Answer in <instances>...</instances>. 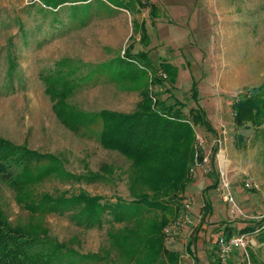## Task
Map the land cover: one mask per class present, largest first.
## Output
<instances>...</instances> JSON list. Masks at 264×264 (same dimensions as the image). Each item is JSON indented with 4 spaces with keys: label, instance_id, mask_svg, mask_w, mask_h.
I'll list each match as a JSON object with an SVG mask.
<instances>
[{
    "label": "rangeland",
    "instance_id": "obj_1",
    "mask_svg": "<svg viewBox=\"0 0 264 264\" xmlns=\"http://www.w3.org/2000/svg\"><path fill=\"white\" fill-rule=\"evenodd\" d=\"M146 1L158 8L156 16H149L148 5L136 4L139 10L132 14L97 6L79 25L69 19L68 10L61 9L63 23L56 27L52 15L40 10L42 0H0V210L13 226L30 224L41 230L43 245L27 264H128L108 238V230L121 226L111 224L109 214H104L101 227L85 228L71 210L48 211V206L70 201L84 205L83 200L73 199L84 193L101 201L130 199L129 161L102 147L97 112L132 111L139 90L148 83L155 108L176 106L187 114L200 107L215 131L194 126L195 134L203 138L198 153L207 161L195 165L196 156L192 181L180 197L181 202L186 198L192 202L190 222H179L170 230L167 248L180 254V264H197L193 247L186 251V236L194 226L191 222L198 220L204 188L211 182L207 173L213 171L218 180L229 183L235 206L222 199L224 190L217 185L208 190L212 202L208 220H214L216 229L207 226L205 237L220 234L225 226L233 233L252 226L254 231H244L246 247L236 248L227 264H264V122L259 127H237L231 106L243 92L257 90L264 82V0ZM133 18L145 22L147 44L139 40L140 28L133 29ZM128 45L129 56L138 64L128 63L123 70L135 66L137 73L133 82L121 83L117 71L112 78L100 70L105 64L117 68L115 57L123 55ZM141 52L158 70L162 62L174 67L175 79L151 84L153 74H165L156 67L152 74L141 67L145 60ZM62 84L70 86L61 101L67 107L62 115L71 127L55 112L59 99L54 91ZM259 94H264V85ZM1 139L14 148L4 150ZM24 160L32 162L29 172L23 170ZM51 167L55 169L42 180L23 181ZM92 173L103 175L93 178ZM246 180L255 186L244 187ZM34 203L41 204L40 212L29 211ZM1 222L0 233L12 228ZM213 246L214 241L206 239L197 243V259L217 264Z\"/></svg>",
    "mask_w": 264,
    "mask_h": 264
},
{
    "label": "trees",
    "instance_id": "obj_2",
    "mask_svg": "<svg viewBox=\"0 0 264 264\" xmlns=\"http://www.w3.org/2000/svg\"><path fill=\"white\" fill-rule=\"evenodd\" d=\"M42 2L43 6L40 7V10L52 15L51 22L56 27L63 23L58 14L61 9L68 10L69 19L79 25L86 23L91 15L90 9L97 6L99 9L103 7L107 11L123 8L132 13L134 10H139V7L148 5L152 16H156L158 10L155 5H152L150 1L147 3L146 0H42ZM136 4L139 6L138 8H136ZM64 5L67 6L64 7ZM133 24L135 30L139 29L138 23L133 22ZM146 35L142 26L141 39L143 42L147 40ZM130 48L131 45H128L123 55L115 57L117 60L113 66L116 64L117 68L112 70V66L109 68L105 64L102 65L105 68L100 71H103L102 73L105 75L110 74L112 78L115 76L114 72L117 71L121 83L133 82L134 74L137 73L136 67H130L129 72L123 70V68H128L126 66L128 63L138 64L136 59L129 56ZM139 56L145 58L144 65L140 64V66H145L150 71L149 73L152 74L156 67V71L165 74V77L153 74L150 78L151 84L171 82L175 79L176 70L174 67L171 68L167 63L162 62L159 64L158 70L146 53L141 52ZM262 84L264 85V82ZM263 85L257 90L241 92L242 94L232 103L233 120L237 127L248 125L259 127L264 122V94H259ZM61 87V90L54 91L56 99H59L55 104L57 106L55 112L64 124L71 127L72 124L67 122L65 116L62 115L67 110L62 101L69 92L70 86L65 88L66 84H62ZM139 93L140 99L130 112L106 109L97 112L102 125L100 132L102 147L117 151L129 161L127 189L130 199L116 197L115 202L101 201L99 196H89L84 193V195L73 198L76 199V202L83 200L84 205L70 201L57 206L58 202H50L48 211L71 210L72 217L76 219L81 217L84 221L81 224H84L85 228L101 227L102 218L107 213L111 216L109 220L111 224L121 225L114 231L108 230V238L112 241L114 248L119 251V255L127 258L128 264H179V253L167 249L165 246L167 234L164 230L168 223L181 214L183 201L181 202L180 197L184 196L188 184L192 181L191 167L195 163L194 126L202 125L212 132L215 131L200 107L190 108L187 114H183L181 107L176 106L158 105L159 110L155 108L149 94V83L142 86ZM1 144L4 150L14 148L13 144L6 140ZM216 151L217 144L214 145L210 157L212 164ZM202 158V154L198 153V161L201 162ZM31 163L24 160V172L30 171L28 164ZM105 168L108 169V167ZM46 169L41 174L37 176L32 174L30 176L32 178H26L23 181L42 180L50 170L55 168ZM107 174L111 175L112 172L108 171ZM91 175L93 178H99L103 174L92 173ZM217 183L218 176L213 180L211 188L216 187ZM207 189L209 188L204 190V217L212 212L211 203L206 196ZM31 207L29 211L32 213H38L41 210L40 203H34ZM75 210L76 212H74ZM0 220L4 226L7 224L12 226L8 229L9 231L5 230L0 233V264H27L26 260L33 261L32 257L39 254L40 246L43 245L39 227L30 224L13 226L4 218L1 210ZM261 228V238H264V228ZM247 230L254 231L255 228L246 226L239 232ZM233 231L225 226L219 235L229 236L233 234ZM191 243L193 240H189L188 247ZM214 248L216 249V241ZM58 255L59 253H55L54 258H57ZM90 256L96 255L90 254ZM215 260L217 264H221L218 257ZM195 261L197 264H201L197 258Z\"/></svg>",
    "mask_w": 264,
    "mask_h": 264
},
{
    "label": "built area",
    "instance_id": "obj_3",
    "mask_svg": "<svg viewBox=\"0 0 264 264\" xmlns=\"http://www.w3.org/2000/svg\"><path fill=\"white\" fill-rule=\"evenodd\" d=\"M195 159L198 154V150L203 147V138L200 137L198 133L195 134ZM202 161H207V157L203 156ZM200 161H197L195 165H198ZM255 186L254 181L246 180L244 182V187L250 188ZM219 191H223L222 199L224 201H232L234 206V200L230 192V185L225 180V178H221L218 180L217 187ZM192 212V202L188 198L183 201V208L181 214L173 221L169 223V225L165 228V233L169 234L170 230L174 229L179 222L188 223L190 222ZM264 218V215L262 216ZM248 237L245 232L233 233L229 236L219 235L216 240V252L217 257L221 264H227V260L229 255L236 249L241 248L244 249L247 245Z\"/></svg>",
    "mask_w": 264,
    "mask_h": 264
},
{
    "label": "crops",
    "instance_id": "obj_4",
    "mask_svg": "<svg viewBox=\"0 0 264 264\" xmlns=\"http://www.w3.org/2000/svg\"><path fill=\"white\" fill-rule=\"evenodd\" d=\"M158 11V10H157ZM129 13H131V12H129ZM133 13V12H132ZM131 13V14H132ZM148 13H149V16H152L151 14H150V12H149V10H148ZM133 22H136V23H138L139 24V28H140V30H141V33H142V26L144 27V29H145V32H146V34H147V30H146V25H145V22L143 21V20H141L140 22H138L137 20H135L134 18H133V20H132V25H133V29H134V24H133ZM137 30H139V29H137ZM141 33H140V36H139V40H142L143 41V39H141ZM148 40H149V37H148V39L146 40V44L148 43ZM198 168V167H197ZM207 177L208 178H210L211 179V182L208 184V185H206V187L205 188H209V189H211V186H212V184H213V180L214 179H216V176L213 174V171L211 172H208L207 173ZM215 177V178H214ZM204 188V189H205ZM209 189H207L206 190V196H207V199L210 201V203H211V206H212V202H211V200H210V198H209V196H208V194H207V192H208V190ZM204 206H205V201H203V203H202V205L200 206V208H199V211H197V216H198V220H197V222L196 223H194L193 221L191 222V223H193V225L194 226H192L191 228H190V231H189V233L187 234V236H186V251L188 252V250L187 249H190L191 248V246L193 247V249H191V251L193 252V259H195V258H197L196 256H195V249H196V246H197V243L199 244V245H201V244H203L204 243V241H205V239L206 240H208V241H214V245H215V241L217 240V237H218V235L219 234H216V235H208V236H206L205 237V231H206V229H208L207 228V226H210V227H212V228H214L215 227V222H214V220H208V219H210V214H207L205 217L203 216V214H204V212H205V210H204ZM219 223V222H218ZM218 229H220L219 227H217ZM215 229H216V227H215ZM166 238H168V234L166 235V237H165V246H166ZM189 240H193V243H191V245L188 247V242H189ZM166 248H167V246H166ZM213 248H214V246H213ZM167 249H169V248H167ZM216 250H214V252H215ZM188 253H190V252H188ZM215 256V255H214ZM179 257H180V254H179ZM216 259V258H215ZM200 262V261H199ZM201 264H204V263H202V262H200ZM179 264H180V259H179Z\"/></svg>",
    "mask_w": 264,
    "mask_h": 264
}]
</instances>
